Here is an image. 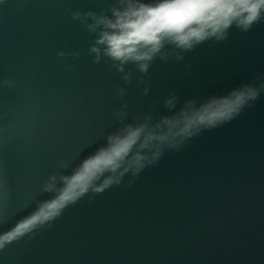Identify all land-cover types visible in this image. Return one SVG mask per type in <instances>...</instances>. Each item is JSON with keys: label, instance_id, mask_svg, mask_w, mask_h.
I'll return each instance as SVG.
<instances>
[{"label": "water", "instance_id": "obj_1", "mask_svg": "<svg viewBox=\"0 0 264 264\" xmlns=\"http://www.w3.org/2000/svg\"><path fill=\"white\" fill-rule=\"evenodd\" d=\"M109 2L0 4V80L19 81L0 88V123L18 124L14 139L0 143V178L10 190L0 198V232L29 214L34 199L49 198L40 186L60 158L75 165L104 142L121 103L129 105V120L152 103L159 118L170 115L163 98L172 90L178 109L186 99L223 95L264 74L262 21L198 46L181 63L155 60L142 98L135 78L128 87L110 63H93V36L71 18L69 10L99 11ZM60 50L81 55L62 58ZM117 86L128 90L123 100ZM0 264H264V92L230 123L180 151L166 150L131 186H113L91 203L85 196L51 228L8 245Z\"/></svg>", "mask_w": 264, "mask_h": 264}, {"label": "clouds", "instance_id": "obj_2", "mask_svg": "<svg viewBox=\"0 0 264 264\" xmlns=\"http://www.w3.org/2000/svg\"><path fill=\"white\" fill-rule=\"evenodd\" d=\"M4 2L0 0V4ZM69 11L71 18L93 36L88 48L93 63H110L128 87L135 78L136 87L144 86L140 93L143 98L150 92L145 76L155 60L181 63L185 53L200 45L226 41L233 28L250 31L264 21V0H110L99 11ZM56 55L79 58L81 54L60 50ZM190 67L185 64L186 70ZM18 86L15 79L0 80V88ZM115 92L120 100L128 95L126 87L117 86ZM262 92L264 74H256L226 94L186 99L178 109L179 97L172 90L163 98V107L170 115L159 118L152 114L157 107L152 103L151 111L129 120V105L121 103L112 112L117 127L105 133L102 144L75 165L64 158L57 161V170L40 186V193L49 198L34 199L35 207L29 214L0 232V251L25 236L34 238L39 231L51 228L68 207L85 196L91 203L113 186H131L145 169L158 165L166 150L180 151L193 138L235 120L245 108L254 107ZM5 116L0 115V121ZM17 131L15 120L0 123V143H10ZM126 176L130 179L125 182ZM9 191L0 178V198H6Z\"/></svg>", "mask_w": 264, "mask_h": 264}]
</instances>
